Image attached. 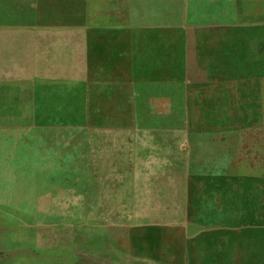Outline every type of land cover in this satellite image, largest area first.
Masks as SVG:
<instances>
[{"label": "rangeland", "instance_id": "1", "mask_svg": "<svg viewBox=\"0 0 264 264\" xmlns=\"http://www.w3.org/2000/svg\"><path fill=\"white\" fill-rule=\"evenodd\" d=\"M146 2L0 0V264H264V0Z\"/></svg>", "mask_w": 264, "mask_h": 264}, {"label": "crops", "instance_id": "2", "mask_svg": "<svg viewBox=\"0 0 264 264\" xmlns=\"http://www.w3.org/2000/svg\"><path fill=\"white\" fill-rule=\"evenodd\" d=\"M86 1L88 4L83 12L85 22L82 25L60 26L55 30H50L52 33L64 36L65 47L59 46L56 50L59 56H65L66 60L84 59L87 55L88 41L83 35L104 31L107 28V23L112 26V23L121 22L120 18H128L127 22L138 24L137 18L153 16V11L148 8L146 0Z\"/></svg>", "mask_w": 264, "mask_h": 264}, {"label": "bare ground", "instance_id": "3", "mask_svg": "<svg viewBox=\"0 0 264 264\" xmlns=\"http://www.w3.org/2000/svg\"><path fill=\"white\" fill-rule=\"evenodd\" d=\"M126 78V77H125ZM197 213V212H196ZM243 235V234H242ZM243 237H244V235H243ZM242 237V238H243ZM245 241H247V238H246V240ZM243 243V242H242ZM249 243V242H248ZM244 244V243H243ZM246 245V244H245ZM251 245V244H250ZM256 245H258V244H256ZM241 246H243V245H241ZM248 246V245H247ZM251 246H253V245H251ZM244 247V246H243ZM249 249H250V247H249Z\"/></svg>", "mask_w": 264, "mask_h": 264}]
</instances>
